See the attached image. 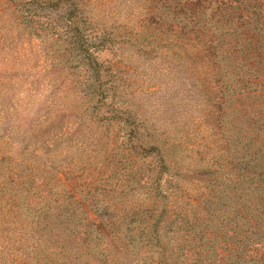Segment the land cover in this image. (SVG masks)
<instances>
[{
    "label": "rangeland",
    "instance_id": "1",
    "mask_svg": "<svg viewBox=\"0 0 264 264\" xmlns=\"http://www.w3.org/2000/svg\"><path fill=\"white\" fill-rule=\"evenodd\" d=\"M0 264H264V0H0Z\"/></svg>",
    "mask_w": 264,
    "mask_h": 264
}]
</instances>
